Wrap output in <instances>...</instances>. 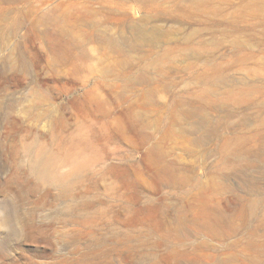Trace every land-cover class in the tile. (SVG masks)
Instances as JSON below:
<instances>
[{"label": "rangeland", "instance_id": "1", "mask_svg": "<svg viewBox=\"0 0 264 264\" xmlns=\"http://www.w3.org/2000/svg\"><path fill=\"white\" fill-rule=\"evenodd\" d=\"M208 1L207 14L199 15L184 8L188 0H29V7L24 0H11L8 14L0 19V26L12 22L18 11H33L22 19V29L14 34L7 32L11 39L0 45V220L8 218L13 228L12 257L24 264H31L30 260L48 264L57 252L50 241L55 239L57 244L66 233L83 228V225L95 228L93 232L83 231L84 234L102 235L107 228L96 229L100 223L107 222L110 232L125 231L129 227L149 243L138 251L121 249L122 246L112 240L116 236L109 234V246L118 248L109 252L114 264H153L155 261L169 264V257L175 256H171L166 245L152 246L162 238L158 234L151 235L150 226L163 223L164 235L166 226L175 229L173 217L181 209L192 216L198 208L168 204L167 198L172 194L185 195L184 192L193 187L189 185L182 190L171 184L158 185L163 176L157 175L148 164L149 153L152 156L167 153L171 161L178 163V172L189 176L193 184L208 185L218 167L232 172L229 182L238 188L237 192H242L244 178L233 170L243 169L247 162L240 158L226 161L217 151L226 138L246 139L245 142L253 139L246 144L264 147V90L255 95L248 90L258 86L264 89V0ZM57 4L62 7L50 16L53 21L62 18L73 26L76 19H87L94 11L98 13L95 18L107 19L108 23L110 20L112 33L118 39L120 36V40L121 37L128 40L124 49L127 55L135 58L134 63L131 60L134 67L129 63L127 71L112 72L115 61L125 56L107 48L102 38L90 43L88 47L93 49V56L80 61L81 68L66 60L60 62L54 50L57 44L38 39L29 26L40 18L37 9L43 13L47 8L55 10ZM5 6L6 0H0V9ZM143 21L148 30L158 28L159 32L153 33V47L140 36L138 29L143 27ZM74 29L82 33L104 32L84 25L76 28L74 25ZM150 49L152 56L146 54ZM145 54L149 56L144 58ZM180 54L182 56L171 62L173 64L164 59ZM216 65L227 78L219 85L218 95H212V99H209L210 94L204 99H195L194 109L197 110L191 111L188 106H180L177 110L180 120L188 127L202 120L208 123L194 132L176 135L173 129L178 130L181 125H173L170 121L177 99H194L202 86L214 87L209 82ZM145 70L170 89L154 95L153 102L159 104H145L142 100L136 102L139 108L130 107L129 102L119 100L118 93L139 95L148 88ZM204 72L206 75H202ZM128 78L132 79V85L125 83ZM212 102L219 106L211 105ZM140 108L150 124L146 129L132 114ZM38 142L61 152L59 172L62 174L69 172L78 160H84L83 177L88 182L82 186L77 183L73 192L86 193L89 187L93 198L100 202L98 206L114 211L104 218L93 214L88 223L71 221L68 216L73 201L60 199V188L42 179L30 167L32 147ZM205 151L211 154L206 157ZM252 169L248 173L263 186L259 195L263 196L264 175L260 174V167ZM124 180L141 184L140 196L137 194L139 188L123 186ZM192 191L199 190L194 187ZM224 196L229 198L231 193ZM162 197L168 206L162 205ZM122 204L129 205L128 211H120ZM219 207L224 209V204ZM233 211L235 209L229 210V214ZM259 212L264 215L263 208ZM129 220L130 224H126ZM0 223L2 243L9 229L2 220ZM23 223H28V229ZM212 238L208 233H200L188 238L184 247ZM71 246L58 252L66 253ZM197 253L205 257L210 252L197 250ZM2 254L0 250V264H10V259L3 258Z\"/></svg>", "mask_w": 264, "mask_h": 264}, {"label": "bare ground", "instance_id": "2", "mask_svg": "<svg viewBox=\"0 0 264 264\" xmlns=\"http://www.w3.org/2000/svg\"><path fill=\"white\" fill-rule=\"evenodd\" d=\"M24 2L27 3L28 7L30 6L29 0H24ZM6 3L7 6L2 7L0 9V19L4 18L5 15L8 14V8L12 2L11 0H6ZM209 4L210 2L208 0H188V2L185 3L184 8L189 12L198 13L199 15L201 14L205 15L208 12ZM61 7H62L61 4H57L55 6L56 8L55 10H52L51 8H47L48 11H44V12L42 11L43 13L40 12V9H37L36 14L38 15L40 14V18H36L35 21L29 25L31 29L30 31L31 32L33 31L35 33L34 36H36L38 39L49 42L51 44H57L54 50L60 62H64L66 60V62L69 61L71 64H73L74 67L81 68L82 65L80 64V61H84L85 59H90L93 56V49L88 47L90 43L97 38L99 39L102 38L103 41L106 42L107 48L110 47L116 53H119V55L121 54L125 56L123 60L119 59L115 61L117 63L111 69L112 72H115L116 70L122 72L123 69L127 71L126 67L129 65V63H130V67L131 66L134 67L131 64V60L134 63V61H136L135 58L133 59L132 56L127 55L126 54L127 52H125L126 50L124 49V47L126 46L125 42L126 41L128 42V40L124 39V37H121L122 40L124 39L122 41L120 40V36L118 39V37L115 36V33H112L111 30L113 29V27L111 25L110 20L108 23L107 19L103 21L97 16H96L97 18H95V15L98 14L97 11H94V13L91 12L92 15H90L87 19L84 18H81L80 20L76 19L74 21L75 28L84 25V26L92 27L94 28V30H99L104 32H95V31L92 33L77 32L74 29V25L73 26L69 25L62 18L56 19L55 21L50 19V16L55 14V11H58V9H60ZM32 12L33 11H29V10L18 11L14 19L12 18L13 19L12 22H10L9 20L10 23H6V25L0 26V45L8 43L11 37L7 34V32H13L14 34V32L18 31L22 27V19L25 20L26 17ZM60 14H62V12H60ZM149 18L150 17H148L147 20ZM27 20H29V17ZM145 24H146L145 21H143V27L138 29L141 32L140 36L142 37L143 40L145 39V41L148 44H150V46L153 47L154 45L153 33L159 32L157 30L158 28L157 29L152 28L148 30ZM133 44L135 45L137 43L134 42ZM138 50L139 49H137V51ZM151 51L152 50L150 49V52H147L146 54L152 56ZM146 54L144 58L149 56ZM188 54L191 55V53ZM181 56H182L181 54L173 55V56L168 55L167 57H164V59L170 60L171 63L177 60ZM217 66L218 65H216V69H215L216 72L214 73L212 72L213 75L211 76V80H210L211 82H209L215 85L214 87L211 88L205 86L206 87L205 88L202 86V88L198 90V94L195 96L194 99L192 97H181V99L179 98L177 99L176 107L171 114V121H170L173 125H178V124L181 125V127H179L178 130L177 128L173 129V132L176 135H178L179 133H180L179 135H183L188 132L190 133V131L194 132V130H198L200 128V125L204 123V121L202 120L188 127L185 125V122L183 123L180 120L181 118H179V116L177 115V110L180 108V106H188L191 111L197 110L194 109L196 108L194 106L195 99H204V97L209 94L211 95L209 99H212L214 95L215 96L218 95L219 85L225 83L227 81V78L220 72L219 70L220 67L218 66L219 67L218 68ZM206 73L207 72H204L202 73V75L203 74L206 75ZM145 74L147 78H149V80H147L149 81L148 83L149 87L143 89V92L140 93L139 95H136L135 93L124 94L125 92L118 93L119 100L121 101L124 100L126 102H129V106L133 108H139V106L136 105V102L142 100H144L142 102L145 104H159L158 101L153 102L154 95L155 94L159 95L161 90H169L170 86L162 83L159 80H154L153 77L150 75V72L148 71H146ZM129 75L130 74H128L127 76ZM131 80L132 79L128 78L125 83L128 85H132L133 82ZM134 82L136 81L134 80ZM248 90H251L250 92L255 95L259 91L261 90L263 91L264 89L258 86V87L250 88ZM146 99L148 100L146 101ZM213 104L215 103L212 102L211 105ZM217 106H219V104L217 105L216 103L215 107ZM136 110L137 109H135V112L132 113L134 120L137 122L140 120L143 129L148 128L150 124L147 122L146 117L143 116V112L141 113L142 108L138 110L140 113ZM182 119L185 120L184 118ZM206 123L208 122H205L204 124ZM262 137L264 138V135H262ZM193 138H189V139L193 140ZM245 140L240 141V139L226 138L224 139V144H222L220 146L219 151H217L222 153V156L225 157L226 161H231V160L235 161L236 159L238 160V158H240L243 161L247 162L244 165L242 164L243 169H238L237 167V169L233 170V172L235 173L238 172L244 178V181L242 182L243 187L241 193L237 192L238 188L232 186L231 185L232 183L229 182L233 174L232 172L223 171V169H218L219 168L218 167L215 168L216 170L214 169L215 173L211 177V182L208 185H203L198 183L193 184V181L191 178H189V176L178 172L179 171V167L177 166L178 163L174 160L171 161L168 158L167 153L159 152L158 154H154L153 156L150 153L148 154L150 156V161L148 164H150V166L154 169V172L157 175L163 176V178H161L162 183L158 185L161 186L163 184H167V185L171 184L176 187H179V189L182 190L190 185L193 188L194 187L198 188L199 190L197 192H194L192 191L193 190L192 188V190H189V192L186 193L184 192L185 195L183 194L180 195L176 193L174 195L172 194L171 198H167V200L169 201L168 204L170 205H175V204L181 205L183 208L184 205L186 206L190 205L192 206L193 209L194 207L198 208V209L195 208L196 210L194 209V213L192 216H190L189 214H185L186 212L183 211L184 209H181V212L177 214L175 217H173V219H175L176 222L175 229H172L171 228L172 226L171 227L166 226L167 231L163 235L164 232V231L162 232V229L164 227L163 223L155 224L157 225V227L155 225H153L154 227L150 226L152 231L151 235L158 234L159 237L162 238L160 243L157 241L152 246L159 247V245L157 244L166 245L169 253H172L171 256H175V257H169L171 258L169 259V264H264V215L259 214L260 213L259 211L262 208L264 209V195L259 196L260 193L263 191V186L258 185V180H256L255 177H252L251 174L248 173V171H250L252 168L260 167V174L264 175V147L250 146L246 143H249L253 139H249V141L247 142H245ZM201 141L202 140L199 139L200 145H201ZM201 153H202V149H201ZM204 154H206L207 157L211 153L205 151ZM61 157H62L61 152L59 150L51 148L44 142H38L35 144L34 147H32L30 167L32 171L40 175L42 179H44L45 181H49L51 182V184L58 186L60 188L59 191L60 199L65 198V199H69L70 201H73V204L70 206V216H68L70 217V220L74 221L75 223L80 221H83L84 223H88L89 219L92 217L93 214H97L98 216H102L104 218L107 215H109L110 211H114L113 209H106V208L102 209L100 206H98V203L100 202L96 201L95 197L93 198L91 192L89 191L90 189L89 187L86 193L84 191L81 192L79 191V193L73 192V188L76 186L77 183L79 184V186H82L86 181L88 182V179L83 177V171L86 167V162L80 159L73 165V167L69 172L62 174L59 172ZM191 169L193 170V168ZM89 175H91V173ZM94 182L95 181H93V183ZM96 184L99 183H95V185ZM130 185L139 188L137 194L140 196L141 192L143 191V186L139 184L137 181L132 183L131 181L124 180L123 186H130ZM227 192L231 193V196L229 198H227V196L226 197L224 196ZM255 194H258V196H254ZM163 201H164V197H162L161 199L162 203ZM126 204L119 205L120 208L122 209L120 210L121 212L128 211L129 205L127 206ZM164 204L167 203H163L162 205L164 206ZM223 204H224V209L219 207V205L221 206ZM231 209H235L232 215L229 214V210ZM1 220H2V224L5 227L8 226L7 228L9 229V234H7L8 236H6V239L2 243H0V250L2 253H4L2 254L3 258L10 259V264H24L21 263L19 259H16L15 257L11 256L12 253L10 252V248H11L10 243L12 239L11 237H13L12 235H14V232L12 231L13 228H11V223H9L8 218L7 220L6 219L5 220L1 219ZM130 220L127 221L126 224L129 223ZM152 222L153 221L151 220V223ZM27 224L28 223H23V227L25 228ZM100 224L101 225L96 230H99L104 226L105 228H107V232L102 235H96L92 233L89 235L84 234L83 231L88 230V232H93L95 228L93 227L86 228L87 226L83 225V228L78 227L72 230L71 232L66 233L64 237L60 238L59 243H57L58 245L56 244L55 239L53 238L54 241L53 240L50 241L51 244L50 243L49 244L57 252L54 260L50 261V263L48 264H114V261L110 258L112 254H110L109 252H111V250L118 248L117 246L114 247L109 246V234L112 233L109 231V223L102 222ZM127 226L132 227V225H127ZM16 227L18 228V226ZM26 229H28V226ZM161 233L162 235H160ZM200 233L210 234L213 237L212 238L213 240L210 239L202 240L199 241L197 244L190 243L189 248L184 247L185 244H188L186 243V240L188 238L192 236H197ZM27 235L26 238H29V236ZM111 236L117 237V238L116 237L113 238L112 240L115 242V244L119 245V247L122 246L121 249L124 248L130 251H138L139 248L144 249L143 245L148 246L149 244L148 241H145L143 239L145 241L144 242L140 238L141 235L139 233H133L132 231H130L129 227L125 231L121 230L114 232L111 234ZM69 246L71 247L66 253L58 252L66 249ZM181 247L183 249H181ZM197 250L208 251L210 253L207 256L202 257L197 253ZM210 256H212V258H210ZM172 259H175V261H172ZM34 261L32 262L30 260V263L45 264L42 262L35 263ZM153 264H160V263L158 261L157 262L155 261L153 262Z\"/></svg>", "mask_w": 264, "mask_h": 264}]
</instances>
